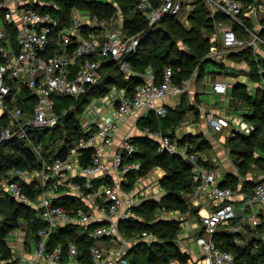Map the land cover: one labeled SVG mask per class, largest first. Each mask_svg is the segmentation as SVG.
Instances as JSON below:
<instances>
[{
  "label": "built area",
  "instance_id": "1",
  "mask_svg": "<svg viewBox=\"0 0 264 264\" xmlns=\"http://www.w3.org/2000/svg\"><path fill=\"white\" fill-rule=\"evenodd\" d=\"M134 9L144 17L148 26H155L167 17H187L198 2H203L211 16L220 13L226 20L217 24L222 51L219 57L232 51L251 48L255 60L263 58L264 51V0H131ZM117 6L115 0H110ZM59 6L54 0H0V144L12 139H24L32 151L40 155L33 146L31 134L39 130L51 129L58 125L60 115L55 110L53 97H79L99 84L105 76L103 61L116 62L127 74L140 76L144 83L133 95H126L123 89L112 87L99 97L92 108H86L80 117L84 135L80 136L63 156L54 158L50 164L40 161V168H10L0 174V190L6 192L18 204L32 208L38 220L44 223L37 231L34 243L35 259L31 264H60L65 255L73 264L78 260V249L74 242L66 248L55 246L48 251L50 236L67 226L87 227L88 236L95 239H118L119 246H112L105 252L97 243L89 247L91 264H128L124 255L130 244L120 232L123 221L134 218L133 208L138 205L142 194L122 187L127 174L140 168L138 162L128 159L138 148L125 135L118 151L111 156V166L117 179L108 183H98V176L109 168L103 156L114 141L119 124L127 116H135L142 108L150 110L157 118L167 114V108L158 106L156 101L166 95L179 96L185 93L190 80L174 82L171 67H165L158 83L151 68L144 73H133L128 60L134 56L148 31L128 34L124 28L122 15L117 11L115 20L99 18L88 12L79 15L71 12V22L63 25L59 17L35 6ZM53 10V11H54ZM78 10V9H77ZM234 24L246 31L249 38H240ZM83 27L89 30L83 32ZM93 29V30H92ZM264 59V58H263ZM260 87L264 90V68L257 65ZM212 91L224 95L231 88L229 83L216 80L211 83ZM26 94V95H25ZM30 104V105H29ZM86 116V118H84ZM208 125L220 131L230 125L226 117L205 114ZM89 124V125H88ZM235 132L249 135L253 127L242 121L234 127ZM146 133L158 138L156 151L160 154H177L192 163L195 174L202 179L203 189L210 198L217 201L213 209L200 215L199 224L203 233L188 238L202 250L200 261L206 264H237L234 255L219 247L214 235L225 231L232 235L235 246H242L246 226L253 229L261 223V216L254 212V206L264 209V174L255 183L251 194L220 186L213 171H205L198 163L195 153H188L178 145V141L160 130L145 128ZM92 149L90 163L82 164L85 150ZM106 177V176H104ZM21 182L29 191L22 190ZM62 195L77 198L82 207L69 209L57 202ZM241 195L237 213L231 199ZM155 197V196H154ZM158 201V198L155 197ZM179 211L170 212L161 206L163 217H173ZM152 234L142 232L139 238H151ZM6 261L0 250V264ZM165 264H177L173 259Z\"/></svg>",
  "mask_w": 264,
  "mask_h": 264
},
{
  "label": "trees",
  "instance_id": "2",
  "mask_svg": "<svg viewBox=\"0 0 264 264\" xmlns=\"http://www.w3.org/2000/svg\"><path fill=\"white\" fill-rule=\"evenodd\" d=\"M242 1L244 3L251 2V0ZM54 2L60 8L58 12H55L53 7L36 5L35 8L49 11L55 17H59L62 24L66 26L71 22L73 9H79L93 16L112 21L117 18L119 9L124 28L128 34H136L147 30L148 34L141 41L137 53L128 62L133 73H144L147 68H151L156 83L160 81L163 69L167 66L172 68L176 84H180L183 79L190 78L194 73L202 75L205 70L203 65L206 64V61H202V59L207 52L208 41L201 37L200 29L203 28L209 32L216 31L218 22L226 20L225 16L220 13L211 16L203 2H198L189 14V21L192 23L189 30L178 25L174 21L178 18L175 17H167L155 26H148L144 17L134 9L131 0H115L117 6L110 2L98 0H54ZM172 21L175 23H172ZM82 29L84 33L89 31L85 27ZM234 30L238 37L249 38L248 33L235 24ZM261 35L264 39V32ZM173 37L182 38L187 48L186 51L172 46ZM219 46L221 47V44ZM228 57H230L229 59L234 57V60L237 61H245L250 67L248 75L251 80L260 81L257 65L259 64L264 68V59L260 58L256 61L251 48L232 51ZM101 67L105 72L104 78L86 94L79 97L59 95L53 97L55 110L61 117L58 125L51 129L36 131L30 136L33 146L40 150V155L32 151L28 142L24 139H12L0 144V174H4L10 168H40L41 160L50 164L54 158L63 156L70 146L80 136L84 135L80 117L92 99L104 96L112 87L123 89L126 95H133L136 88L144 83L140 76L124 72L116 62L103 61ZM262 77L264 78V73ZM230 96V106L238 108L243 104L248 108L249 113L244 116V119L253 126V131L249 135L242 136L234 132V136L226 142L234 164L240 174H245L252 164L264 165L263 158L253 156L256 149L264 152V90L258 87L255 94L251 95L247 92L245 85L236 83L231 88ZM178 119L180 121L181 117ZM2 123H5V121L0 120V126ZM142 124L150 130H156L161 126L152 115H149ZM170 136L173 137L172 133H170ZM259 136H262L261 139H258ZM131 139L137 146L138 151L128 160L138 162L140 168L127 174L130 183L138 176L147 174L152 168L160 167L165 172V175L159 180V184L165 192L160 205H164L171 212H186L187 205L186 208L184 207L186 198L182 194L187 195L193 192L195 185L193 167L189 166L187 161L180 155L158 153L156 142L154 143L147 137L141 136ZM193 142L191 135H185L182 140H179L178 145L184 146ZM201 147V145L198 146L196 150ZM187 152L190 153L191 149H187ZM91 153L92 149L84 151L81 160L83 165L90 163ZM20 185L26 193L30 190L26 183L21 182ZM219 185L236 189V185L231 182L228 184L220 182ZM250 190H245L246 194L249 195ZM57 202L69 209L82 207L81 201L68 195L61 196ZM157 206L159 205L153 201H145L133 208L134 218L120 223L121 234L129 239H134L137 235L140 236L144 231L156 237V241L149 243L140 241L132 247L131 251L124 255L128 264H164L173 259L185 263L189 259V255L183 253L176 245L180 229L179 220L150 222L151 218L154 217ZM0 213L2 215V220H0V250L2 257L6 261L5 264H20L17 260H11L10 249L4 240L6 234L19 226L21 218H25L30 221L28 224L31 235L36 239L37 231L44 226V223L36 218L30 208L18 204L6 195L0 196ZM141 217L149 221L144 223V218ZM94 225L96 224H90L87 227L67 226L56 230L49 238L48 251H51L57 245L66 248L69 242H74L79 253L78 260L82 264H91L89 247L95 245L98 240L89 237L87 233ZM245 228L247 230V233L243 235L245 243L239 247L232 243V235L225 231L217 232L213 238L221 249L230 251L234 255L237 264H264V239L262 238L264 230H262V223L253 229L248 226ZM128 233L132 236L127 235ZM220 240H222V244H220ZM64 258H66L65 255L62 256V259Z\"/></svg>",
  "mask_w": 264,
  "mask_h": 264
},
{
  "label": "crops",
  "instance_id": "3",
  "mask_svg": "<svg viewBox=\"0 0 264 264\" xmlns=\"http://www.w3.org/2000/svg\"><path fill=\"white\" fill-rule=\"evenodd\" d=\"M261 53L264 58V51H261ZM218 58H220L219 60H222L221 62L222 64H224L221 65L223 69L221 67V69L216 71L217 73H211L213 70L209 71L207 69L204 70L202 75H197L194 73L190 78H188L190 80V83L185 93L179 96L166 95L164 98L156 101V104L158 106L167 108V114L165 117H163V119L157 118L150 110L148 111L142 108L141 110H139L137 115L127 116L120 121V126L122 127L119 126V130L114 136L113 145L103 153V156L106 159L109 168L105 169L98 176L99 178H103L98 179V183L96 184L104 182L108 183L117 179L116 173L111 166V156L118 151V147L123 136L127 135L130 138L141 136L147 137L154 143L156 142L157 145L158 138L146 133L145 128L148 127L142 124V122H144L149 115H152L157 120L158 124L161 125L156 130H160L161 132L164 131V134L172 133L173 138H177L176 140L178 142L179 140H182L185 135H191L193 137V143H187L186 145H184L186 147V152L187 149L195 148L196 150L198 146L207 144V146L205 147L202 146V148H198L199 150H196L194 153L197 154L199 158L198 163L205 171H213L215 173L216 179L219 184L220 182H225L226 184L231 182L236 185V191L246 193L245 190L251 189V194L255 183L262 178L264 169L254 171L255 164H252L250 169L245 174H240L238 168L234 164L233 157L227 147L226 142L229 138L234 136V127L237 123H240L242 121L248 123L244 119V116L247 115L249 111L247 107L244 109L241 107L235 108L230 106V91L234 84L239 83L245 85L249 94L254 95L255 90L260 87V83L251 80L250 76L248 75L250 72V67L245 61H233L232 59H223L219 56ZM211 75L216 76L215 80H222L231 85V88L226 94L218 95L212 91ZM223 77H232L235 79V81H227L226 79H223ZM202 79L207 80V86L201 84L200 81ZM246 81H248V83ZM98 99L99 98L95 100L98 101ZM207 112H211L215 116L226 117L230 119V125L224 127L220 131H214L206 122L205 114ZM179 117H183V119H181L182 123H180V125H175L176 122L178 123ZM85 124L86 122L84 123L82 129H84ZM195 144L197 147H194ZM253 156L255 158L264 159V152L256 149L254 150ZM218 171H220L221 173L220 176L218 174ZM164 175V170L156 167L152 172L148 174L146 179H143L142 176H139V178L137 177L133 182L130 183L128 176H126L125 180L122 183V187L126 190H132L133 194H142L137 202L138 205L145 201H153L159 205L156 207L154 212L155 217H157V219L155 218L154 221H180L179 226L183 232L180 235L181 237L179 238L177 245L183 253H187L190 257L193 252L192 248L190 247L192 243L188 242V238L202 232V227L199 224V217L200 215L206 214L207 211L213 209L217 201L209 197L207 191L203 189L202 179L195 174V185L193 187V192L191 194H187L185 197L187 205L186 212L179 211L180 213H177L173 217H163L160 214V208L164 205H160V202L164 194L161 193L159 180ZM149 185H151V188H149ZM2 195L9 196L6 192L0 190V196ZM154 196L158 198V201ZM240 200L241 195H237V197L231 199V203L237 213H239L240 209ZM254 207H257L258 213L261 214V208L259 206ZM30 209L36 216L35 211L32 208ZM0 220H2L1 213ZM22 221L25 222L26 227L22 231V234H17L15 231L21 227ZM29 222V220L21 218L19 220V226L10 230L4 238L11 252V260H17L20 264H31V262H33L35 259V238H33V235H31V229L28 224ZM10 233H13L16 237L12 242H7V237ZM123 237L130 241V244L133 242V244L126 250L125 254L131 251L132 247H134L140 241H145L148 243L151 241H156V237L153 234L149 239L139 238V236L134 239H129L125 236ZM99 240L101 241L98 242V244L105 252H108L112 246H119L120 244L117 238H114V240L107 238ZM219 242L220 244H222V240H220ZM198 259L199 256H197V260ZM60 264L73 263L69 258L66 257L62 259ZM177 264H186V262L180 263L177 261Z\"/></svg>",
  "mask_w": 264,
  "mask_h": 264
},
{
  "label": "rangeland",
  "instance_id": "4",
  "mask_svg": "<svg viewBox=\"0 0 264 264\" xmlns=\"http://www.w3.org/2000/svg\"><path fill=\"white\" fill-rule=\"evenodd\" d=\"M98 1H102V2H110V0H98ZM76 11L78 12V14L79 15H82V13L81 12H83L82 10H77L76 9ZM187 17H180V18H178V19H175L174 21L178 24V25H181L182 27H184L186 30H189L190 29V27H191V25H192V23L189 21V16H188V19H186ZM174 21H172V23H175ZM200 33H201V37L202 38H205V39H207V47H208V49H207V52H206V54L204 55V57H203V59H202V61H206V64H204L203 66H204V68L205 69H207V70H209V71H211V70H213L211 73H217L216 71L217 70H219V69H221V65H224V64H222V60H219L220 58H218V56H217V54H219V53H221V51H222V48L219 46V42H220V39H218L219 38V35H218V29L215 31V30H213V32L211 31V32H209L208 30H205V29H203V28H201L200 29ZM186 37V36H185ZM218 37V38H217ZM172 46H174V47H176L177 49H181V50H183V51H186V45H185V43L183 42V40H182V38H179V37H173V40H172ZM228 55H229V53H226V55H224L223 56V59H228V58H230V57H228ZM231 59H233V61H237V60H234V57H231ZM208 65V66H207ZM222 69H223V67H222ZM216 79V76L215 75H211V80H212V82L213 81H216L215 80ZM223 79H226L227 81H235V79L234 78H232V77H228V78H225V77H223ZM201 84L202 85H206L207 86V80L206 79H202L201 81ZM211 82V83H212ZM247 83H248V81H246ZM214 98V97H213ZM96 102H97V100H95V99H92L91 101H90V103L88 104V107L87 108H92V106L93 105H95L96 104ZM232 107V106H231ZM241 108H246V106L245 105H243L242 104V106H241ZM84 118H86V116H84ZM181 119H183V117H181ZM178 121V120H177ZM182 120H180V121H178V123L176 122L175 123V125H180V123H182L181 122ZM119 126H120V124H119ZM120 127H122V126H120ZM261 135V134H260ZM261 137L262 136H259V138L258 139H261ZM174 139H177V138H174ZM199 144H201V143H199ZM196 146V144L194 145V147ZM201 146H203V145H201ZM204 146H207V144H205ZM180 148L181 149H183V150H185V146H180ZM202 148V147H201ZM191 151L192 152H190V153H194L195 152V149H194V151L191 149ZM154 168H156V167H154ZM154 168H152L147 174H145V175H142V177H143V179H146L147 178V176H148V174L150 173V172H152L153 170H154ZM157 168H160V167H157ZM263 168H264V165L262 164V165H255V167H254V171L255 170H263ZM163 170V169H162ZM246 170V169H245ZM219 173V176H220V171H218ZM141 177V176H140ZM138 178H139V176H138ZM154 178V177H153ZM149 188H151V185H149ZM160 189H161V193L162 194H165V192H164V190L161 188V186H160ZM183 196H185L186 197V195L185 194H182ZM186 202V201H185ZM184 207L186 208V203L184 204ZM184 210V209H183ZM186 210V209H185ZM254 212L255 213H258V209H257V207H254ZM261 223H262V225H263V228H262V230H264V209H262L261 210ZM142 218V217H141ZM144 218V217H143ZM142 218V219H143ZM151 218V217H150ZM155 218L157 219V217H155V214H154V217H152L151 218V221L150 222H154V220H155ZM147 221H149V220H147ZM146 220H145V218H144V223L145 222H147ZM25 227H26V224H25V222L24 221H22V224H21V227L19 228V229H17L15 232L17 233V234H22V231L25 229ZM183 231H182V229L180 228L179 229V231H178V236H177V239H176V245H177V243H178V240H179V238L181 237L180 235H181V233H182ZM133 233V232H132ZM127 235H129V236H132L131 234H127ZM138 236V235H137ZM136 236V237H137ZM15 237L16 236H14V234L13 233H10L9 235H8V237H7V242H12L14 239H15ZM135 237V236H134ZM134 237H132V238H134ZM135 237V238H136ZM114 240V239H113ZM101 240H99V241H97V244H98V242H100ZM99 245V244H98ZM191 248H192V254H191V256L189 257V259L190 260H188L187 262H186V264H206V263H204V262H202V261H198L197 260V256H199V255H201V253H202V250H201V248L199 247V246H197L195 243H192L191 244V246H190Z\"/></svg>",
  "mask_w": 264,
  "mask_h": 264
},
{
  "label": "water",
  "instance_id": "5",
  "mask_svg": "<svg viewBox=\"0 0 264 264\" xmlns=\"http://www.w3.org/2000/svg\"><path fill=\"white\" fill-rule=\"evenodd\" d=\"M187 164H188L189 166H193L192 163H190L189 161H187ZM262 238L264 239V236H263Z\"/></svg>",
  "mask_w": 264,
  "mask_h": 264
},
{
  "label": "bare ground",
  "instance_id": "6",
  "mask_svg": "<svg viewBox=\"0 0 264 264\" xmlns=\"http://www.w3.org/2000/svg\"><path fill=\"white\" fill-rule=\"evenodd\" d=\"M78 119V118H77ZM195 149V148H194ZM194 149H192L194 151ZM192 152V151H191ZM201 152V151H200ZM87 229V228H86ZM90 246V245H89ZM79 254V253H78Z\"/></svg>",
  "mask_w": 264,
  "mask_h": 264
}]
</instances>
